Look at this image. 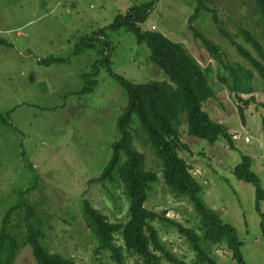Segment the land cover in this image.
<instances>
[{"label": "rangeland", "instance_id": "1", "mask_svg": "<svg viewBox=\"0 0 264 264\" xmlns=\"http://www.w3.org/2000/svg\"><path fill=\"white\" fill-rule=\"evenodd\" d=\"M142 32H155L180 44L206 72L215 97L203 105L209 119L223 125L231 136L230 148L223 139L213 145L189 138L186 123L178 129L187 151L178 157L190 166V174L201 186V204L216 213L236 231L245 264H264V241L255 211V189L237 181L233 168L242 156L251 159V171L264 193V138L261 115L264 110V81L253 72L249 94L230 90L229 73L211 60L188 30L187 21L197 0H0V223L19 194L33 208L43 233L42 245L50 254L76 264H114L106 252H96L95 240L82 220V201L103 214L110 223L127 221V203L121 186L88 184L96 179L111 159V145L119 140L116 128L126 97L104 68H99L97 84L91 93L81 94L83 76L92 72L98 59L95 48L72 55L80 38L99 30L108 43L110 70L114 75L138 85L167 82L163 72L149 62V50L137 45L128 31L107 27L118 15L133 6L153 3ZM215 11L216 26L234 38L247 30L264 48V19L256 0H208ZM193 26L224 55L228 66L249 65L235 52L213 24L211 13L202 11ZM53 58L64 63L41 66ZM222 77L224 82H220ZM240 99L242 102H239ZM253 99V101H249ZM249 101L246 106L243 102ZM242 108L243 120L238 109ZM133 144L145 158V168L158 176L147 193L144 208L174 224L198 231L200 222L185 198L172 195L161 178L160 162L133 117ZM184 121V117L181 116ZM264 214V196L259 206ZM9 220L8 233L20 245L13 264H35L24 244L23 211ZM154 227L165 249L184 264H199L185 239L168 223ZM126 264H144L123 249ZM216 264H236L225 246L203 245ZM159 264H171L160 260Z\"/></svg>", "mask_w": 264, "mask_h": 264}, {"label": "trees", "instance_id": "2", "mask_svg": "<svg viewBox=\"0 0 264 264\" xmlns=\"http://www.w3.org/2000/svg\"><path fill=\"white\" fill-rule=\"evenodd\" d=\"M207 3L208 0H197L196 7L187 21L188 30L199 41L211 60L215 61L220 69L229 73L231 92L236 95L249 94L253 72L264 81L263 45L247 30H239L235 37L242 39L246 44L236 43L234 38L216 26L218 22L215 11L210 10ZM153 5L154 2L129 8L125 14L118 15L107 29L126 30L135 37L137 45H145L149 50V62L163 72L168 83L135 85L114 75L110 70L108 43L103 41L104 32L101 30L89 38H80L72 50V55H78L83 50L102 44L97 52L98 59L92 67V72L82 78L84 86L81 94L93 91L97 84L94 78L101 67L115 80L126 97L125 107L116 121L119 140L111 145V159L100 176L89 180L88 184H98L103 187L121 186L127 203V221L124 224L110 223L86 200L82 201V220L96 242L95 251L108 253L114 264H126L121 253L122 249L116 245V238H120L127 254L138 257L144 264H159L160 260L171 264H184L165 249L154 227L156 222H165L174 226L178 234L187 242L199 264H216L203 249V245L225 246L236 264H245L240 255L241 243L237 239L235 229L201 204L199 195L202 188L190 174V166L178 157V152L187 151V146L182 144L178 137V129L184 122L189 138L205 141L209 145H213L221 138L232 148L231 136L223 125L211 121L203 111V105L215 97L205 70L188 55L182 45L171 42L159 33L142 32L139 29V25L149 16ZM256 6L259 16L264 19V0H256ZM202 11L211 13L218 33L231 44L236 54L249 65L250 70L239 65H226L220 48L196 30L193 24ZM60 63H64V60L49 58L39 62L41 66ZM219 81L224 82V79L220 77ZM249 101L243 102V106ZM238 112L243 120L241 107ZM181 116L184 117V121L181 120ZM133 117L137 122V130L145 137L153 155L160 162L164 185L172 195L185 198L198 216L200 222L198 231L201 237L195 230L165 219L164 213L160 215L144 208L147 193L157 183L158 176L146 170L143 154L134 147ZM5 122L4 117L0 115V123L5 124ZM260 125L264 138V110ZM232 173L237 181L249 184L255 189V211L261 219L259 228L264 241V214L259 209L264 193L259 188L257 177L251 171V159L242 156ZM28 192L19 194L17 202L8 208L1 219L0 264H13L16 259L20 245L16 238L8 233L7 226L9 220L18 215L17 212L20 210L23 211L24 244L30 248L35 264H76L59 255L48 253L43 247V233L39 228L41 222L36 220L34 208L24 199Z\"/></svg>", "mask_w": 264, "mask_h": 264}]
</instances>
